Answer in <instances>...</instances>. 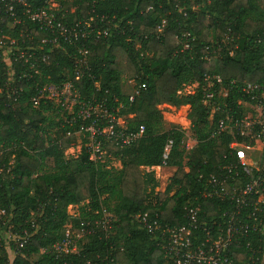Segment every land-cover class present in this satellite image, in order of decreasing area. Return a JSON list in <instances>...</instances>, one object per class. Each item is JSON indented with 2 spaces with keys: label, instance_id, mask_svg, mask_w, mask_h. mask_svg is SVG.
I'll return each instance as SVG.
<instances>
[{
  "label": "trees",
  "instance_id": "1",
  "mask_svg": "<svg viewBox=\"0 0 264 264\" xmlns=\"http://www.w3.org/2000/svg\"><path fill=\"white\" fill-rule=\"evenodd\" d=\"M45 1L26 0L33 8ZM57 1L66 10V24L88 21L92 25L79 45L87 50L90 68L82 69V76L77 77L73 63L77 50L64 43V50L52 54L42 66L43 77L54 83L70 79L81 97L93 95L98 101L104 99L115 116L130 114L126 124L116 126V130L135 131L143 125L144 131L129 146L104 142L105 159H121L119 169H107L102 162L89 160L84 146L79 156L70 160L64 157V149L76 144L74 133L81 132L80 126L89 120L54 121L48 113L53 107L51 102L43 103L40 99L33 105L29 101L36 93L32 81H22L23 88L13 103L6 102L0 92V210L11 216V229L17 233L33 229L30 223L33 213L37 214L39 226L28 243L16 250L11 264H63L64 259L41 254L40 248L60 238L67 221L77 226L80 220L95 217L94 211L100 205L114 216V235L109 241L113 243L117 264H171L135 215L147 211L150 215L157 213L161 223L181 224L186 220L185 206L199 204L200 217L210 222L219 219L226 208L227 203L203 198L199 190L203 178L214 172L218 164L234 161L228 144L237 136L227 130L213 134L218 117L224 113L217 111L209 118V105L203 103V94L214 90L216 103L239 110L243 106L237 101L249 100L240 90L244 83L264 86L263 9H258L257 0ZM18 18H21L19 9ZM10 19L6 17L5 22ZM5 22L2 25L5 33L27 39L18 34L29 29L31 23L23 21L9 29ZM98 31L99 38L95 40ZM183 32L191 35L187 49L176 38ZM50 35L47 31H35L33 38ZM225 35L231 37L227 43L223 41ZM4 72L5 63L0 60V88ZM205 74L218 75L221 83L210 79L207 85ZM122 77L133 78L134 88L142 86L132 101L123 92ZM195 82L191 94H177L183 84ZM221 89L227 90L224 97L218 96ZM161 104L189 105L187 116L194 139L190 149L183 144V129L162 126L157 107ZM52 125L57 131L49 141L47 128ZM49 160L53 165L46 170ZM260 161L264 162V143ZM157 165L175 170L164 191L149 198L145 191L146 174L140 167ZM87 199V207L81 208L77 217L67 213L68 205ZM211 232L215 235L216 229ZM198 235L203 237L202 232ZM86 240V253L107 248L108 240L95 237ZM263 251L264 229L238 235L230 257L234 263L259 264ZM32 255H37L34 261L29 259ZM0 264H10L2 243Z\"/></svg>",
  "mask_w": 264,
  "mask_h": 264
},
{
  "label": "built area",
  "instance_id": "2",
  "mask_svg": "<svg viewBox=\"0 0 264 264\" xmlns=\"http://www.w3.org/2000/svg\"><path fill=\"white\" fill-rule=\"evenodd\" d=\"M18 9L21 18H18ZM65 16L66 10L51 0L45 1L44 5L37 8H33L26 0H0V60L5 63V80L0 92L6 102L13 103L23 88L22 81H32L36 93L30 96L29 101L33 105H37L42 99L43 103L51 102L64 121L71 123L77 119L89 120V123L80 126L81 132L77 131L74 135H85L84 147L88 159L102 162L106 157L104 142L114 141L115 144L129 146L142 136L144 126L139 125L135 131L116 130V126L120 124L115 114L106 106L104 99L98 101L93 95L89 98L81 97L70 79L54 83L46 81L43 77L42 66L52 54L64 50V43L71 44L76 48L77 54L81 55H73L77 77L82 76V69L90 68L87 64V50L79 45L89 35L92 25L88 21L74 25L66 24ZM6 17L11 19L5 22ZM23 21L31 25L18 35H24L27 39L13 37L2 30L4 22L7 28L12 29L14 24ZM35 31H47L51 35L36 40L33 38ZM158 31H161L160 27ZM99 33L98 31L94 35L95 40L99 38ZM176 38L180 40L183 49L189 48V32H183ZM226 39L231 37L225 35L223 40ZM6 54L7 60L4 58ZM207 55L208 52L206 57ZM210 79L221 83L218 75H204L207 85ZM194 84L197 85L196 82ZM139 87L142 86L133 88L128 95L129 101L139 92ZM240 90L249 99L237 101L243 106V109H239L242 111L226 107L225 103L223 107L216 103L215 99L213 100L214 90H207L203 94V103L211 108V118L217 111L224 113L218 117L213 134L227 130L238 138L228 144L234 161L218 164L214 172L203 178V186L199 190L203 198L227 203L219 219H212L210 222L202 219L199 204L185 206L186 220L181 224L161 223L157 213L150 215L147 211L135 215L142 228L155 238L156 244L171 264H250L242 261L234 263L230 257L231 246L238 235L264 229V162L260 161L264 143V86L247 82ZM218 94L224 97L227 90ZM169 146L170 142L165 148L164 159L167 157ZM185 147L187 150L191 148L187 145ZM94 215L96 216L80 220L77 226L69 221V224H65L63 235L42 246L39 253L64 259L63 264H117L113 243L109 241L114 235V216L103 205L94 211ZM30 223L33 228L31 231L23 229L22 234L9 233L8 240L18 239L17 247L28 243L29 238L39 230L38 223ZM74 227L76 229H73ZM212 229H216L215 235L212 234ZM199 232H202L203 237H199ZM93 237L108 240L107 248L86 253V238ZM1 240L6 242L5 238L1 237ZM80 255L82 259L78 260ZM258 263L264 264V251Z\"/></svg>",
  "mask_w": 264,
  "mask_h": 264
},
{
  "label": "rangeland",
  "instance_id": "3",
  "mask_svg": "<svg viewBox=\"0 0 264 264\" xmlns=\"http://www.w3.org/2000/svg\"><path fill=\"white\" fill-rule=\"evenodd\" d=\"M52 3L59 4L57 0H51ZM258 3V9H263L264 12V0H257ZM230 40V39H229ZM225 43H227L228 39L223 40ZM5 60H7V54L5 55ZM135 84V80L133 78H125L122 77L121 79V85L124 93H128V95L131 93L133 90V86ZM196 88V85L194 83H188V84H183L181 88L177 91L178 95H188L191 94ZM225 89H221L219 91L220 94L225 93ZM158 109L161 112L162 116V126H171L175 125L180 127L181 129L184 130V135L182 138L183 144L187 145L188 147H191L194 144V139L191 136L190 133V121L187 116L188 111H189V105L188 104H182L179 106H167L164 104L158 105ZM211 111V108H209V112ZM49 116L54 119V121H57L58 119L61 118V116L56 112V109L52 107V109L48 110ZM130 114H119L117 115L118 123L120 125H125L127 122V118L130 117ZM209 118L210 114H209ZM48 135H49V141L55 138V134L57 131V127L55 125H52L51 127H48ZM85 135L82 133H77L75 134V140L76 144L72 147L64 149V157L70 160H74L79 156V153L81 151V147L84 146L83 140H84ZM254 152H252L253 156ZM103 165L107 169H119L122 166L121 159L119 158H106L102 161ZM53 165L52 160L47 161V164L45 165L44 169L48 170L50 166ZM141 171L146 174L145 180V191L148 193L149 198H153V196L157 192H162L164 191L165 187L170 181V177L173 174L175 168L170 167V166H150V167H140ZM186 169V168H185ZM149 176H148V175ZM170 193H173L171 191ZM88 199L79 203V204H70L67 207V213L71 216L74 217L78 216L79 213L81 212V208L85 209L87 207ZM110 203H112L110 201ZM36 213H33L30 217V221L36 222ZM11 216L7 212L0 211V243H2L5 247L7 245L6 251L8 254L9 258V263L11 264L12 260L15 257V252L19 246V240H8V235L9 233H16L13 231L12 225H11ZM69 221L65 224H69ZM2 238H5L6 242H3L1 240ZM9 241V243H8ZM37 255H32L29 257L31 261H34L36 259Z\"/></svg>",
  "mask_w": 264,
  "mask_h": 264
}]
</instances>
